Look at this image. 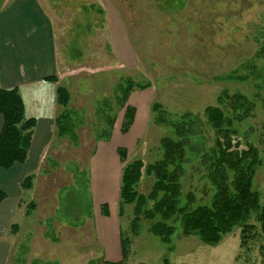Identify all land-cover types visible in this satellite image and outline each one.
<instances>
[{"label":"rangeland","instance_id":"rangeland-1","mask_svg":"<svg viewBox=\"0 0 264 264\" xmlns=\"http://www.w3.org/2000/svg\"><path fill=\"white\" fill-rule=\"evenodd\" d=\"M38 2L53 25L57 85L70 91L73 99L69 105L85 118L78 129L80 146L72 158L87 167L89 186L86 179L79 181V177L67 186L73 183L72 199L78 192L90 197L91 217L81 215L84 224L78 228L69 225L72 222L66 218L49 225L45 221L59 208V187L72 179L71 173L64 174L62 168L48 162L50 157L57 159V154L49 151L33 174L40 170L38 176H42L50 166L53 183L41 186L35 180L32 190L22 191L21 198L27 204L35 200L36 187L37 208L26 216L25 204L16 215L18 230L12 234L6 264H96L95 259L113 261L112 254L119 261L120 243L115 234L112 237L111 230H105L112 225L118 226L119 242L120 229L131 238L124 264H264V242L258 225L245 239L237 228L215 246L204 245L194 236L185 237L178 230L165 244L149 232L147 222L137 236L130 234L127 227L131 209L124 219H119L117 212L125 165L117 149L127 151L126 162L139 159L151 163L159 158V140L169 134L167 128L150 124L153 100H158L170 115L189 112L198 116V130L205 142L204 150H208L214 145L215 133L207 122L205 108L220 106L218 98L222 93L229 99L243 94L252 108L239 125L241 140L264 148V0ZM116 25L121 36L118 40L128 46L129 62L113 50L110 32ZM125 79L134 84H151L145 91L134 90L129 96L128 104L137 112L136 121L127 133H121L123 110H119L109 141L96 143L94 131L102 124L96 109L104 98L113 97L117 83ZM110 109V113L115 110L114 102ZM151 183L152 178L144 179L139 191L148 192ZM182 186L184 198L187 194L194 196V206L209 201L213 193L197 161L188 166ZM254 186L264 200V166L256 172ZM102 204H107L109 216L101 215Z\"/></svg>","mask_w":264,"mask_h":264},{"label":"trees","instance_id":"trees-1","mask_svg":"<svg viewBox=\"0 0 264 264\" xmlns=\"http://www.w3.org/2000/svg\"><path fill=\"white\" fill-rule=\"evenodd\" d=\"M45 80L58 82L56 76L46 77ZM150 85L134 84L130 79L117 83L113 97L104 98L101 106L96 109L102 123L94 131L96 143L100 140L109 141L119 110H123L120 131H129L136 114L135 107L128 104L129 95L134 90H144ZM55 97L57 114L52 138L43 157L49 151L56 153L57 159L50 157L48 162L55 168H62L64 174L71 173L72 179H66L67 183L59 187V208L55 210L53 217L45 221L49 225L54 220L62 222L66 218L72 222L69 225L78 228V225L84 224L81 215L91 217L89 196L85 197L82 192H78L71 198L74 192L71 189L77 177L79 181L86 179L89 186L87 167L80 166L72 158L80 146L78 129L84 125L85 118L69 105L73 97L71 98V93L65 86L57 85ZM113 102L115 110L110 113V103ZM218 102L220 106L205 108V117L215 133L214 145L208 150L203 147L205 142L198 130L201 129L198 116L189 112L170 115L158 100H153L150 105V124L165 127L169 132L159 140V158L147 164L139 159L126 162L127 151L123 147L117 149L120 161L125 164L120 176L117 212L119 219H124L129 208L131 209L127 227L130 234L137 236L142 225L147 222L149 232L161 243H169L171 236L178 230L185 237L194 236L204 245L215 246L237 228H240L244 238L258 225L264 242V200H261L260 193L254 186L256 172L264 166V148H259L255 142H243L239 131V125L252 105L243 94H236L229 99L227 94L222 93ZM0 116L3 120L0 133V169L8 170L15 164L27 161L36 119L25 117L24 103L17 88H0ZM195 161L201 166L204 178L211 183L213 193L209 201L194 206L193 195L183 196L182 178L187 173L188 166L190 168ZM38 172L37 177L32 173L22 179L21 191L32 190L35 180L41 186L53 183V168L49 166L48 172L45 169L47 173L42 176H38ZM149 178H152L149 191L140 192V184ZM71 180L73 183L68 187ZM35 192V200H29L27 204L21 198L20 208L26 204V216L37 208L36 187ZM5 199L6 194L0 190V203ZM100 213L102 216H109L107 204L100 205ZM17 230V224H12L10 232L16 234ZM53 236L51 229V237ZM130 243V236L120 229L121 260L110 262L105 258L95 259L96 264H124L129 255Z\"/></svg>","mask_w":264,"mask_h":264},{"label":"crops","instance_id":"crops-1","mask_svg":"<svg viewBox=\"0 0 264 264\" xmlns=\"http://www.w3.org/2000/svg\"><path fill=\"white\" fill-rule=\"evenodd\" d=\"M9 3L10 7L6 10V4ZM110 34L113 50L122 60L129 62L130 52L128 46L121 39L118 40L121 36L117 25ZM57 70L53 25L38 0H1L0 88H17L24 103L25 117L36 119V125L32 129L27 161L24 164H15L8 170L0 169V190L6 194V199L0 203V264H6L14 240L10 227L16 224V215L21 211V181L26 175L36 171L52 138L57 114V83L45 78L56 76ZM2 125L0 116V133ZM101 195L103 196V191ZM105 230H111L113 238L115 234L119 245L118 226L112 225ZM105 230L101 231L104 242ZM9 233L11 235L5 237ZM114 254L118 257L116 249ZM111 257L110 260L113 261L110 262H117L113 259V254Z\"/></svg>","mask_w":264,"mask_h":264},{"label":"water","instance_id":"water-1","mask_svg":"<svg viewBox=\"0 0 264 264\" xmlns=\"http://www.w3.org/2000/svg\"><path fill=\"white\" fill-rule=\"evenodd\" d=\"M0 3H1V0H0Z\"/></svg>","mask_w":264,"mask_h":264}]
</instances>
